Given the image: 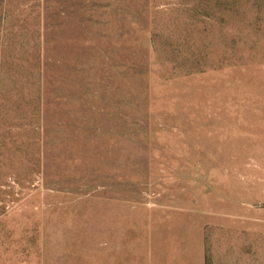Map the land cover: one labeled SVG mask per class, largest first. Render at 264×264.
<instances>
[{
    "label": "rangeland",
    "instance_id": "obj_1",
    "mask_svg": "<svg viewBox=\"0 0 264 264\" xmlns=\"http://www.w3.org/2000/svg\"><path fill=\"white\" fill-rule=\"evenodd\" d=\"M0 264H264V0H0Z\"/></svg>",
    "mask_w": 264,
    "mask_h": 264
}]
</instances>
